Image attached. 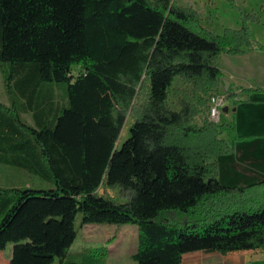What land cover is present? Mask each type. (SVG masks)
Segmentation results:
<instances>
[{
  "label": "trees",
  "instance_id": "obj_1",
  "mask_svg": "<svg viewBox=\"0 0 264 264\" xmlns=\"http://www.w3.org/2000/svg\"><path fill=\"white\" fill-rule=\"evenodd\" d=\"M251 18L216 34L174 0H0V165L54 185L0 188L8 264H97L67 259L77 213L80 226L135 225L136 264L264 254V180L237 188L217 178V158L239 139L233 119L193 121L222 85L220 56L262 50ZM175 78L189 90L172 109ZM120 113L132 122L118 147Z\"/></svg>",
  "mask_w": 264,
  "mask_h": 264
},
{
  "label": "rangeland",
  "instance_id": "obj_2",
  "mask_svg": "<svg viewBox=\"0 0 264 264\" xmlns=\"http://www.w3.org/2000/svg\"><path fill=\"white\" fill-rule=\"evenodd\" d=\"M177 5L185 8H192L199 19L201 27L220 34L225 28L237 29L240 26L242 16L251 15L252 18L248 21V27L254 39V43L260 49L264 50V0H174ZM223 55H221L222 58ZM220 61V58L219 60ZM6 65L0 66V102L7 104V96L4 85V70ZM76 70L74 69V72ZM222 78V77H221ZM181 90H189V85L184 83L181 79L175 78L168 92V104L172 109L178 107V102L181 96ZM229 93V92H228ZM224 94V95H223ZM213 96H225L223 84L219 86V92L210 95L208 98V110L199 111L193 121L196 125H201L204 120L213 121L210 116L211 98ZM57 97H63V85L59 86ZM228 100L225 98L224 106H228ZM227 104V105H226ZM219 109V118L217 121L222 122L223 114L222 108ZM28 119V117H25ZM131 119L127 113H120L119 132L115 139L116 146H120L129 136V127ZM109 132H114L112 129L103 128ZM107 133V132H106ZM228 140L227 138H225ZM230 143V141L228 140ZM234 143L233 151L234 152ZM228 155V154H226ZM218 168V161H217ZM217 178L220 179L223 185L227 187H245L238 186L239 181L236 178H225L217 170ZM220 178V179H219ZM16 187H30L32 189H51L54 187L51 181H44L24 171L1 166L0 165V188ZM99 193L112 199L120 200L119 192L115 189H99ZM263 203V201H262ZM255 208V206H251ZM167 216V214L165 215ZM182 215H178V221H182ZM81 215L76 214L74 220L75 230L77 232L76 238L68 250L67 259L81 261L83 257H92L99 264L105 259L110 258V247H114L113 252L119 251L121 256L128 257L131 251L135 250L137 245V227L135 225H115V224H86L80 226ZM12 244H8L3 251H0V264H8L11 256ZM133 263L135 261L131 259ZM53 264H56L54 261Z\"/></svg>",
  "mask_w": 264,
  "mask_h": 264
},
{
  "label": "crops",
  "instance_id": "obj_3",
  "mask_svg": "<svg viewBox=\"0 0 264 264\" xmlns=\"http://www.w3.org/2000/svg\"><path fill=\"white\" fill-rule=\"evenodd\" d=\"M218 67L222 80L228 82L225 95L228 92L233 95L230 99L225 96L228 106L222 108L223 121L233 119L234 131L239 138L234 142L232 154L217 158L219 173L227 179L241 180L236 184L238 186L257 184L264 180V50L252 49L241 55L220 56ZM223 183L220 179V184ZM109 247L110 258L103 264H136L131 256L137 245L128 257ZM181 264H264V254L223 256L198 251L184 254Z\"/></svg>",
  "mask_w": 264,
  "mask_h": 264
},
{
  "label": "built area",
  "instance_id": "obj_4",
  "mask_svg": "<svg viewBox=\"0 0 264 264\" xmlns=\"http://www.w3.org/2000/svg\"><path fill=\"white\" fill-rule=\"evenodd\" d=\"M210 102V116L213 121H217L219 118V109L225 104V96H213Z\"/></svg>",
  "mask_w": 264,
  "mask_h": 264
},
{
  "label": "water",
  "instance_id": "obj_5",
  "mask_svg": "<svg viewBox=\"0 0 264 264\" xmlns=\"http://www.w3.org/2000/svg\"><path fill=\"white\" fill-rule=\"evenodd\" d=\"M222 84L224 86V91H227V89H228V82L225 81V80H222Z\"/></svg>",
  "mask_w": 264,
  "mask_h": 264
},
{
  "label": "bare ground",
  "instance_id": "obj_6",
  "mask_svg": "<svg viewBox=\"0 0 264 264\" xmlns=\"http://www.w3.org/2000/svg\"><path fill=\"white\" fill-rule=\"evenodd\" d=\"M224 95V94H223ZM226 96V95H225Z\"/></svg>",
  "mask_w": 264,
  "mask_h": 264
}]
</instances>
